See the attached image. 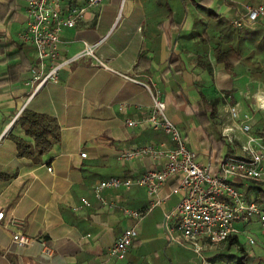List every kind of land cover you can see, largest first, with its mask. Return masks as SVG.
<instances>
[{
    "label": "crops",
    "instance_id": "0c3cea01",
    "mask_svg": "<svg viewBox=\"0 0 264 264\" xmlns=\"http://www.w3.org/2000/svg\"><path fill=\"white\" fill-rule=\"evenodd\" d=\"M120 1L105 0L89 11L75 27L64 29L60 44L64 58L80 51L85 40L105 37L96 52L113 70L80 59L29 99L28 81L38 57L35 46L18 35L27 22V1L0 0V206L7 215L22 217V232L41 237L52 251L45 254L40 242L19 246L0 226V264H213L211 257L222 250L223 242H204L202 258L171 238L164 213L174 208L178 195L172 194L138 221L122 208L145 210L150 204L145 189H105L104 197L115 205L110 207L95 197L94 186L114 175L134 177L162 167L149 156L123 161L120 151L151 142L173 145L162 131L127 125L128 118L146 114L153 102L143 84L129 76L157 91L188 147L215 172L225 155L241 153V141L219 145L215 139L222 137L223 104L212 113L205 110L204 99L210 102L220 99L221 92L233 93L244 111L253 113V132L259 134L264 109H258L257 97L264 83L251 74L250 61L227 69L216 62L213 50L220 21L231 22L236 16L237 0H127L118 18ZM204 61L211 70L204 68ZM123 102L129 106L121 108ZM22 107L23 112L56 118L60 140L48 152L19 154L17 139L34 145L20 118L10 124ZM232 182L248 199L264 206L256 200L259 191L251 181ZM174 185L169 180L161 194L168 195ZM82 198L89 204L74 209ZM253 221L258 217L250 224ZM134 225L139 234L125 259L111 257L109 248ZM238 225L245 230V225ZM257 232L254 243L237 234L246 264H264L261 223ZM174 235L177 238L178 231Z\"/></svg>",
    "mask_w": 264,
    "mask_h": 264
},
{
    "label": "built area",
    "instance_id": "2783aa9c",
    "mask_svg": "<svg viewBox=\"0 0 264 264\" xmlns=\"http://www.w3.org/2000/svg\"><path fill=\"white\" fill-rule=\"evenodd\" d=\"M26 1L27 22L18 35L23 42L35 46L38 57L37 65L33 68L32 77L28 81L29 99L47 83L57 81L64 67L80 59L90 60V63L98 69L113 70L109 60L96 52L105 37L96 42L85 40L80 51L60 58L61 36L64 29L75 27L85 19L89 11L100 7L105 0ZM126 1H120L118 18L122 15ZM236 13L231 19L234 27L255 25L264 21V4L253 6L237 2ZM127 78L143 84L153 99L148 112L138 118H128L127 125L162 131L171 138L173 145L151 142L134 149L120 151L118 156L123 161L149 156L153 161L162 164V167L149 169L134 177L114 175L101 179L94 186L95 197L105 205L114 207V203L104 197L105 189L142 187L150 200L149 206L145 210L122 208L125 215L140 221L155 207H162L169 196L178 195L174 208L164 213L167 229L172 239L190 248L202 258L204 242L219 244L230 235L240 233V229L236 226L237 222H249L258 217L264 227V206L248 199L232 182L237 180L264 183V137L253 132L255 122L253 113L244 111L241 102L233 93L221 92L223 111L226 115L221 136L228 145L235 146L241 141V153L225 155L220 163V171L215 172L209 165L199 162L197 153L188 147L184 133L168 117L166 103L159 97L157 91L155 92L151 85L134 77ZM127 106L129 103H121V108ZM257 106L258 109H264V89L257 97ZM23 109L24 107L15 114L10 124L21 117ZM81 155L85 157L87 153L81 152ZM171 179L174 180L175 185L168 195H162L163 186ZM88 204L89 201L82 198L81 204L74 209ZM23 225L22 217L15 214L7 215L5 208L0 206V226L11 232L15 244L28 246L40 242L43 252L51 255V249L41 237L22 232ZM175 231H178L177 238L174 235ZM138 234L136 225L126 227L109 248L108 254L118 260L125 259ZM248 241L254 243V238L249 236Z\"/></svg>",
    "mask_w": 264,
    "mask_h": 264
},
{
    "label": "trees",
    "instance_id": "16d2710c",
    "mask_svg": "<svg viewBox=\"0 0 264 264\" xmlns=\"http://www.w3.org/2000/svg\"><path fill=\"white\" fill-rule=\"evenodd\" d=\"M219 32V36L214 37L216 39L213 50L216 62L224 64L227 69H231L246 58H251L250 56L257 57L260 55L259 59H255L251 63V74L255 79L264 83V21L255 25H245L242 28H236L228 21H220ZM204 68L211 70L212 66L207 62L205 64L204 61ZM204 102L205 110H211L213 113L217 106L222 104V99L216 98L210 102L204 99ZM20 121L25 131L34 138L33 146L21 139L16 140L19 154L22 156L33 152L44 154L51 149L54 143L60 140L57 120L49 114L27 110L22 113ZM257 131L264 136V119L257 126ZM215 140L219 145L224 143L222 137H217ZM251 184L256 186L259 191L256 200L264 202V184L257 181H251ZM243 251L238 235L233 234L223 241L222 250L211 257V261L215 264L222 261L226 262V259H229L227 264H246L243 260L247 255L242 254ZM219 256L225 258V261L222 258L220 260ZM235 258H238L237 262Z\"/></svg>",
    "mask_w": 264,
    "mask_h": 264
},
{
    "label": "rangeland",
    "instance_id": "374dc122",
    "mask_svg": "<svg viewBox=\"0 0 264 264\" xmlns=\"http://www.w3.org/2000/svg\"><path fill=\"white\" fill-rule=\"evenodd\" d=\"M238 1L240 3H243V4H250V5H253V6H256V5L261 4V3L264 4V0H237L236 3ZM237 5H240V4H237ZM250 57L251 58H246V61H247L246 63L249 64V61H250V66H251V63L255 59H259L261 56L258 55L257 57H254V56H250ZM239 222H240V225H238L239 227L243 228V226L245 225V228H243L245 230H242L241 228H239L240 229V233L239 234L241 235L240 237L243 238L245 241H247L249 236L252 237V238L259 236V233L257 232V230H259V226H260L261 222L253 221L251 224H250V222H243V221H239ZM243 223H245V224H243ZM251 250H253V249L251 248ZM221 258H222V260L225 261V258L223 259V257L219 256L220 260H221ZM220 260H219V262H220ZM228 260L229 259H226V263H228ZM235 261L237 262L238 258H235ZM226 263L225 262L223 263V261H222L219 264H226Z\"/></svg>",
    "mask_w": 264,
    "mask_h": 264
}]
</instances>
